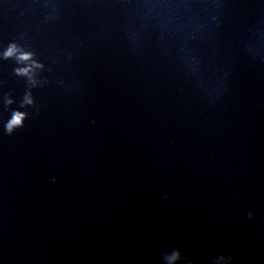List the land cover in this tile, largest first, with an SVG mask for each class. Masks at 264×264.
<instances>
[{
  "label": "water",
  "instance_id": "1",
  "mask_svg": "<svg viewBox=\"0 0 264 264\" xmlns=\"http://www.w3.org/2000/svg\"><path fill=\"white\" fill-rule=\"evenodd\" d=\"M179 248L192 264L219 255L174 236L0 183V264H163ZM234 264H241L234 261Z\"/></svg>",
  "mask_w": 264,
  "mask_h": 264
},
{
  "label": "clouds",
  "instance_id": "2",
  "mask_svg": "<svg viewBox=\"0 0 264 264\" xmlns=\"http://www.w3.org/2000/svg\"><path fill=\"white\" fill-rule=\"evenodd\" d=\"M207 2L210 7L206 9L205 22L200 25V28L206 29L210 33L214 32L218 36L224 30L231 0H207ZM18 14L21 17L25 15L37 17L41 25L57 24L63 20L66 14L65 0H28L26 6H18ZM27 38L26 32H20L16 39L10 40L6 45H0V61H13L15 67L12 70V75L25 82L24 94L18 102L13 98L11 92L0 95V113L9 112L8 118L0 121V135L14 136L18 130L26 127L28 120L39 116L41 109L47 107L46 102L37 103L34 90L53 83L49 76L44 75V73L52 74L54 68L42 62L31 46L22 43ZM133 42L135 43V39H133ZM249 53L253 60L259 55V52L252 48H249ZM63 59L65 63H68L73 60V56L68 53ZM58 62H60L59 59L52 58L53 65ZM202 62L199 56L187 48V42H185L184 47L181 49V63L186 76L197 77ZM55 83L57 86L67 89L66 81L63 78H58ZM228 83V73H221L217 89L207 97L210 104L216 103L228 91ZM6 84V80L0 79V88L5 87ZM13 104H18V106L12 108ZM254 215V212L248 211L247 218L252 220ZM156 250L160 252L163 264H192V262L185 260L184 254L179 248L161 250V246L157 244ZM213 251H215V244L210 243L205 257ZM234 260L235 257L231 253H224L213 257L211 264H234Z\"/></svg>",
  "mask_w": 264,
  "mask_h": 264
}]
</instances>
